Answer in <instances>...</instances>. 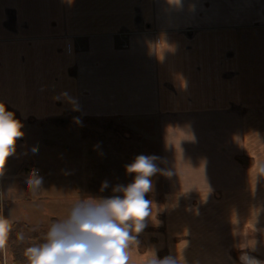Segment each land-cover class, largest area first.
I'll return each instance as SVG.
<instances>
[{
	"label": "crops",
	"instance_id": "obj_1",
	"mask_svg": "<svg viewBox=\"0 0 264 264\" xmlns=\"http://www.w3.org/2000/svg\"><path fill=\"white\" fill-rule=\"evenodd\" d=\"M0 102L38 150L39 127L71 114L155 124L160 168L172 173L158 179L168 243L157 249L179 264H240L239 238L264 236V0H0ZM8 159L12 215L36 201L22 199L29 157L17 173ZM54 192L67 211L27 221H61L80 199L112 196Z\"/></svg>",
	"mask_w": 264,
	"mask_h": 264
},
{
	"label": "rangeland",
	"instance_id": "obj_2",
	"mask_svg": "<svg viewBox=\"0 0 264 264\" xmlns=\"http://www.w3.org/2000/svg\"><path fill=\"white\" fill-rule=\"evenodd\" d=\"M136 123L141 122L138 121L131 124V121L126 122L118 117L110 120L95 121L86 117H77L73 114L70 116L67 115L66 120L63 122L55 120V125L49 126V130L47 131H43L42 128L38 126L42 137H46L47 141V144L41 148L42 150H38L39 147H37L38 143H36V140L38 142L39 138H35L31 143L30 137L32 136L30 135L33 134L34 131H31V133L28 132L27 135V129L23 126L21 130L24 135L17 140L16 151L10 156V158L15 159V163L9 165H13V171L17 173L19 162L21 163L29 157L28 161H26V166L32 165L31 167L34 166L41 169L40 176L44 178L46 189L43 190L42 193L37 190L35 192L31 191L32 195L30 192H27V194L24 193L23 196L25 195L27 197H23L22 199H32L36 202L33 206L30 205V207L26 209H20V207L16 205L17 209H14L12 215L8 212L12 205L11 200L8 199L9 197H7L4 191L5 203L3 207L0 206V217H10V220H12V218L15 219L13 222L21 220L19 222L26 221L36 225V223L27 220L38 216V214L60 213L62 208L67 211V205L59 204L60 201L55 202L54 199L56 198L52 197L53 191H55L54 194L60 191L63 193L75 191L74 193L80 196L88 193L95 194V192H105L106 195L110 193L109 195L122 197V193L113 192V188L117 185L127 186L133 182L135 177L134 173L128 174L126 172L125 166L132 163L135 157L141 154L160 158L159 144H157L156 141L157 126L153 123H141V126ZM63 131L64 134L68 135V138L66 135L63 137ZM76 133L80 137L78 141L77 139L74 140ZM34 137H36V134ZM33 148L37 149L35 153L32 151ZM64 149L68 153H66ZM36 156L41 157L44 163H40L33 158ZM9 161L12 160L8 159L7 162L9 163ZM155 163L158 168H160V159H157ZM40 164H42V166ZM9 165H7V167H9ZM22 173L21 175L24 178H28V176ZM159 178V172L150 178L153 188L149 193H153L154 195L150 200L153 201L156 207L158 206L157 202H162L163 200L160 192L161 180H158ZM24 181L26 182V180ZM104 181L108 182V187L101 191V186H98V183L102 185ZM51 186L53 190L49 189ZM62 187L63 189H61ZM22 199H19L18 202H21ZM153 211H156L155 206ZM153 218L161 224H146L147 226L145 229L137 235L139 246L137 247L133 244L129 249V256L134 264L141 260L147 262L153 257V252L155 255L157 254V258L159 259H163L168 255L166 246L161 245L157 249L158 243H168V240H158V237L165 232V218L160 213H157L156 217L154 216ZM51 219L52 218H50V220ZM148 219L153 220L152 218ZM148 219H146L145 223L148 222ZM49 222L50 221H48V223ZM148 228H152L153 230ZM252 235L253 236H251V233H247L246 236L244 235L245 237L239 238L238 244L236 243L239 247L235 250V257L237 259L236 261H239L240 264L241 261L239 257L244 253L264 261V236L255 230ZM175 240L178 243L184 240V238ZM232 240L233 239L230 240V243ZM222 242L224 244L228 243L227 240H223ZM246 243H248L247 246H245ZM173 247V244H171L169 248L170 252L173 251ZM240 248L243 249L240 250ZM9 249L10 248L6 245L3 252L5 254V264H9L11 261Z\"/></svg>",
	"mask_w": 264,
	"mask_h": 264
},
{
	"label": "clouds",
	"instance_id": "obj_3",
	"mask_svg": "<svg viewBox=\"0 0 264 264\" xmlns=\"http://www.w3.org/2000/svg\"><path fill=\"white\" fill-rule=\"evenodd\" d=\"M168 3L179 6L181 0H168ZM22 127L15 113L0 102V175H3L7 159L16 151L17 140L24 135ZM32 151L35 153L37 149ZM157 159L160 158L141 154L125 166L126 172L134 173L135 177L127 186L113 188V192L122 193V197H86L76 202L66 219L50 225L42 243L24 250L28 264H129V249L133 244L139 246L137 235L147 226L146 219H153L154 206L155 217L158 211L153 201L146 199V194L153 188L150 178L158 172L172 175L170 171L158 168ZM261 176H264V167L261 168ZM43 182L44 178L36 169L26 180L33 192L41 188ZM107 187L108 182L104 181L101 191ZM11 230V220L0 217V249L5 248ZM17 239L22 242L23 234H17ZM239 259L241 264H264V261L247 253ZM147 264H179V260L172 256L159 259L153 252Z\"/></svg>",
	"mask_w": 264,
	"mask_h": 264
},
{
	"label": "trees",
	"instance_id": "obj_4",
	"mask_svg": "<svg viewBox=\"0 0 264 264\" xmlns=\"http://www.w3.org/2000/svg\"><path fill=\"white\" fill-rule=\"evenodd\" d=\"M32 166V165H29ZM153 193H147L146 199H151L153 197ZM58 221L56 218H52L48 224H36L33 225L26 221L24 222H13L12 223V230L9 233L7 246L10 248V263L9 264H28L26 258L24 257L23 253L24 250L32 245L42 243L44 241V237L50 225L53 222ZM152 229V228H148ZM153 230V229H152ZM22 233L24 236V240L21 242L17 239V234ZM4 249H0V264H5V254Z\"/></svg>",
	"mask_w": 264,
	"mask_h": 264
},
{
	"label": "built area",
	"instance_id": "obj_5",
	"mask_svg": "<svg viewBox=\"0 0 264 264\" xmlns=\"http://www.w3.org/2000/svg\"><path fill=\"white\" fill-rule=\"evenodd\" d=\"M33 169H35V168H33ZM33 169H29V170H27V171H26V174L29 175L30 172H31ZM36 170H38V169H36ZM38 172H39V170H38ZM3 201H4V200H3V188H2V186H1V184H0V202L3 203Z\"/></svg>",
	"mask_w": 264,
	"mask_h": 264
}]
</instances>
